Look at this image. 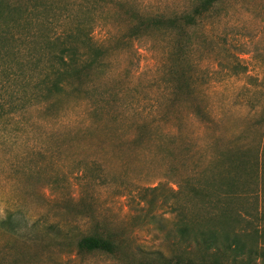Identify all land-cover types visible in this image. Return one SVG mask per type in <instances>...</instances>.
<instances>
[{"label": "rangeland", "instance_id": "obj_1", "mask_svg": "<svg viewBox=\"0 0 264 264\" xmlns=\"http://www.w3.org/2000/svg\"><path fill=\"white\" fill-rule=\"evenodd\" d=\"M192 1L0 0V264L198 260L187 238L209 228L264 252V0H222L182 37H127ZM76 22L107 54L47 97L42 38ZM90 234L115 251L77 253Z\"/></svg>", "mask_w": 264, "mask_h": 264}, {"label": "trees", "instance_id": "obj_2", "mask_svg": "<svg viewBox=\"0 0 264 264\" xmlns=\"http://www.w3.org/2000/svg\"><path fill=\"white\" fill-rule=\"evenodd\" d=\"M221 1L193 0L188 11L168 17L161 15L144 17L138 15L136 23L130 28L127 37L138 39L147 35L150 32L148 30L175 33L182 37L186 29L193 28L199 24L214 6ZM44 37L41 38L47 45L39 47L38 56L34 61V68L38 76L37 83L39 86L49 81L45 89L47 97L58 95L63 90L65 82L71 87H74V84L78 85L79 81L95 69L105 54H107L106 46L101 42L96 43L92 39L91 27L89 25L83 26L80 22H76L73 27L64 32L52 33L50 36L44 35ZM48 76H51V78H48ZM263 157L264 151H262ZM260 183L261 188H264V161L262 169H260ZM153 189L155 187L150 190ZM261 191L263 192L264 189ZM259 218L264 220L263 211ZM179 232L182 235L185 234V227L180 228ZM239 235L238 232L220 234L217 230L209 228L187 238L192 245L202 248L204 251L203 258L193 260L189 256L177 255L170 259H165L162 254L157 253L155 258L140 264H234V262H219L215 258L220 254H231L242 259V263L255 264L256 257L264 256L263 250L258 252L260 249L252 244L246 247ZM115 249L116 246L111 239L96 234L83 236L76 243L77 253L99 251L112 254ZM206 258L211 260L207 261ZM260 261L264 262L263 259Z\"/></svg>", "mask_w": 264, "mask_h": 264}]
</instances>
